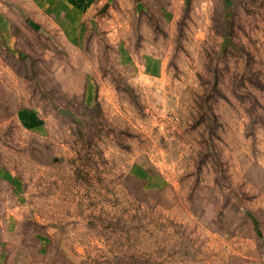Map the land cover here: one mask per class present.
Returning a JSON list of instances; mask_svg holds the SVG:
<instances>
[{"label":"rangeland","instance_id":"obj_1","mask_svg":"<svg viewBox=\"0 0 264 264\" xmlns=\"http://www.w3.org/2000/svg\"><path fill=\"white\" fill-rule=\"evenodd\" d=\"M77 2L0 0V264H264V0Z\"/></svg>","mask_w":264,"mask_h":264},{"label":"crops","instance_id":"obj_2","mask_svg":"<svg viewBox=\"0 0 264 264\" xmlns=\"http://www.w3.org/2000/svg\"><path fill=\"white\" fill-rule=\"evenodd\" d=\"M13 5L12 9H18L25 13V10L31 14L30 24L36 29L49 26H63V30L71 32L73 22L77 15V11H82L87 8L88 15H92L99 3L92 2V4L84 5V2H77V0H10ZM9 10V9H8ZM87 14V13H86ZM11 23L8 20V29ZM42 31V30H41Z\"/></svg>","mask_w":264,"mask_h":264},{"label":"water","instance_id":"obj_3","mask_svg":"<svg viewBox=\"0 0 264 264\" xmlns=\"http://www.w3.org/2000/svg\"><path fill=\"white\" fill-rule=\"evenodd\" d=\"M110 1H112V0H110ZM107 6L108 5H106L105 7H104V10L107 8ZM226 42H227V40H226ZM61 114H67V115H70V113L69 112H67V111H59Z\"/></svg>","mask_w":264,"mask_h":264}]
</instances>
